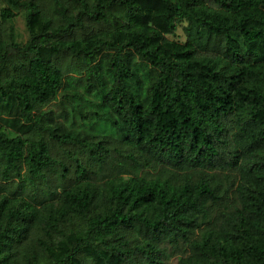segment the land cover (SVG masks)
<instances>
[{"label": "trees", "instance_id": "trees-1", "mask_svg": "<svg viewBox=\"0 0 264 264\" xmlns=\"http://www.w3.org/2000/svg\"><path fill=\"white\" fill-rule=\"evenodd\" d=\"M3 2L0 264H264V0Z\"/></svg>", "mask_w": 264, "mask_h": 264}, {"label": "rangeland", "instance_id": "rangeland-1", "mask_svg": "<svg viewBox=\"0 0 264 264\" xmlns=\"http://www.w3.org/2000/svg\"><path fill=\"white\" fill-rule=\"evenodd\" d=\"M4 4L3 0H0V7ZM3 29V33L9 35L10 40L13 41L14 43L20 45V46H24L27 41L30 39V30L28 28V20H27V15L25 12H21L14 20H12L10 23H8L6 26L2 27ZM177 35V36H175ZM175 35H171L170 38H181L184 39L185 38V34L182 30V27H179L176 34ZM133 62H138L139 64H141V66H145V63L140 61V59H138L136 56H132ZM71 75H69L70 77H73L74 79H69V81L65 83V86L61 89L60 91V95L57 101L52 102L50 105L46 106L44 108V110L46 111H51V113L53 114V117L55 119L56 122H60V123H66L68 126L73 125L70 122L66 121V115H61L64 110H70V105H69V101L67 98L64 97V95H75V94H86L85 92H87V86L85 85V82H78V79L81 78V76L78 73H72L70 72ZM142 77L144 76V73L141 72ZM146 78V77H145ZM71 100V99H70ZM81 101L77 102V105L80 106L81 105ZM73 119V116L71 117L70 115V120ZM2 124V121H0V125ZM85 130H90L91 128L89 125H84L82 123L81 120H79L78 124L76 125V129L75 132H83ZM5 134L8 135L9 137H14L17 135V133L10 127V126H6L5 130H4ZM98 133V132H97ZM56 153V156L59 159H62L68 163H71V161L65 157L61 152L55 150L54 151ZM18 185H19V180L17 179H13L11 181V183L5 184V187H10L12 191H16L18 189ZM45 184H40L39 188H44ZM29 191L33 190V187H30L28 189ZM72 222H74V224L78 223V219L76 216H69L68 218V222L67 224L70 225L72 224ZM44 238L43 241H45L47 238L43 235L42 232L38 231L33 235V240L32 243L34 245V248L36 250L37 256H40L41 253V243L39 241H41V238ZM175 258L170 259V262L173 261ZM39 261L40 264L43 262V259L41 257H39ZM172 263V262H171Z\"/></svg>", "mask_w": 264, "mask_h": 264}]
</instances>
